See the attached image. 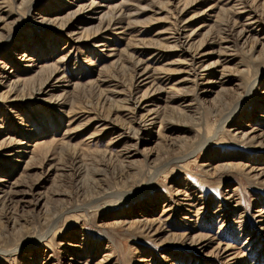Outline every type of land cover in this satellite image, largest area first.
Returning <instances> with one entry per match:
<instances>
[{"label": "rangeland", "instance_id": "1", "mask_svg": "<svg viewBox=\"0 0 264 264\" xmlns=\"http://www.w3.org/2000/svg\"><path fill=\"white\" fill-rule=\"evenodd\" d=\"M0 264H264V0H0Z\"/></svg>", "mask_w": 264, "mask_h": 264}, {"label": "bare ground", "instance_id": "2", "mask_svg": "<svg viewBox=\"0 0 264 264\" xmlns=\"http://www.w3.org/2000/svg\"><path fill=\"white\" fill-rule=\"evenodd\" d=\"M240 36H242V35H240ZM240 36H239V37H240ZM255 82H256V81H255ZM255 82H254V83H255ZM251 89H252V87L250 86V87L248 88V91H250ZM19 249H20V248H19Z\"/></svg>", "mask_w": 264, "mask_h": 264}]
</instances>
